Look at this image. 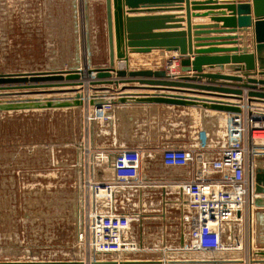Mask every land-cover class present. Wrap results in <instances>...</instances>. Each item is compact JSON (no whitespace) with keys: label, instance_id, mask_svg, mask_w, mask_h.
I'll return each instance as SVG.
<instances>
[{"label":"built area","instance_id":"1","mask_svg":"<svg viewBox=\"0 0 264 264\" xmlns=\"http://www.w3.org/2000/svg\"><path fill=\"white\" fill-rule=\"evenodd\" d=\"M173 65L174 61L165 68L170 71ZM110 93L99 92L94 96L86 93L83 97V125L77 141L80 222L75 235V253L56 260H37L28 256L0 262L135 264L125 261L160 259L161 264H169L166 261L182 258L172 256L177 253L191 256L199 253L223 255L241 252L245 249L246 241L253 252L262 250L264 247H254V222L249 202L251 195H255L257 160L264 157V107L242 103V112L231 114L227 121L226 142L215 152L201 143L197 147L163 148L161 158L165 166L192 168L187 179L163 184L152 183L144 178L142 164L146 151L142 147L94 144L91 137L92 124H105L113 118L115 95ZM94 97L103 102L99 105L90 104ZM250 110L252 113H249ZM252 142L259 146H253ZM208 152L214 155L208 157ZM102 170H109L110 176L99 178ZM167 185L173 191L169 195L162 192L160 215L166 216L169 208L176 207L179 211V242L175 247L160 249V258H146L140 256L146 248L137 237L139 226L148 217L144 214L147 205L143 194L145 189ZM252 213L254 215V207ZM240 226L247 227L246 232L240 230ZM186 258L191 257L184 256L182 259ZM241 259L244 264H248L249 254Z\"/></svg>","mask_w":264,"mask_h":264},{"label":"rangeland","instance_id":"2","mask_svg":"<svg viewBox=\"0 0 264 264\" xmlns=\"http://www.w3.org/2000/svg\"><path fill=\"white\" fill-rule=\"evenodd\" d=\"M104 1L0 0V67L33 65L54 70L79 66L86 70L105 63L108 41ZM91 92L88 90L87 93ZM57 95L50 98L72 96ZM30 114L28 112L22 118L20 115L7 117L4 110H0V144L37 142L48 136L53 141L49 146L52 147L49 148L52 165L47 163L43 156L45 151L40 148L35 156L44 159L25 158L22 163L8 161L0 166V260H19L28 256L37 260H56L73 256L76 251L75 235L80 222L77 141L83 113H72L68 130L56 114L52 123L54 129L49 127V131L40 120L31 121ZM192 114L189 111V115L165 117L163 135L167 138L176 136L180 144L187 141L188 146L206 144L215 152L228 138L227 122L223 119L208 121ZM152 120L147 124L153 128L156 123ZM156 120L160 121L158 117ZM94 126L93 123L91 133ZM0 151L1 158L9 154L4 149ZM144 214L146 217L163 216ZM158 224L149 223L152 228H158ZM165 258L168 260L167 256Z\"/></svg>","mask_w":264,"mask_h":264},{"label":"water","instance_id":"3","mask_svg":"<svg viewBox=\"0 0 264 264\" xmlns=\"http://www.w3.org/2000/svg\"><path fill=\"white\" fill-rule=\"evenodd\" d=\"M183 0H105V19L108 41V64L106 66H96L82 69L79 66L63 69H47L27 72H0V110H23V109H45V108H71L82 107L84 105L83 97L92 90L91 95L99 92H117L121 93L119 102H126L127 99L137 96L138 102L146 103H164L179 106H197L216 111H222L229 114H240L242 112L241 104L253 105L254 103L264 104V88L258 90L257 84L264 87V78H248L240 87L246 88V100L243 102L244 91L241 88H229L225 86H208L187 84L182 81H196L197 79H222L234 82H243L239 74L222 73H203V65H210L209 69H220L230 71L248 70L253 71L256 67L260 70L259 75L264 76V0H232L212 8L226 7L231 11L229 16L214 17L215 21H223L224 26L253 27L255 52H247L243 48L241 54L232 56L224 55L217 57L197 56L193 62L187 55L192 51L191 34L192 26L190 24V3L186 0L187 12V31H155L169 29L179 26H168V21L174 19L170 15H134L129 13L145 12L138 10L139 7H170L164 8V11L176 10L172 4L182 2ZM212 1V0H211ZM252 1V4L250 3ZM226 3V2H224ZM200 4V5H205ZM200 7V6H199ZM209 8V7H200ZM252 9L255 18L252 19ZM161 11L163 9H160ZM157 11V10H147ZM153 49L177 50L181 58V71L188 72L192 70L196 74L190 76L187 74L171 75L166 68L160 69H129V52L144 53ZM238 48H221L200 50L199 52L210 51H236ZM257 64V66H256ZM172 65V60L167 62ZM192 65V66H191ZM83 68V67H82ZM85 68V67H84ZM87 74V76H86ZM256 74V73H255ZM115 75L116 79H112ZM177 76L179 80H169ZM165 79V80H162ZM87 80V81H86ZM87 82V83H86ZM137 82L136 85L129 83ZM123 83V86L119 84ZM128 83V84H127ZM80 86L79 89L76 87ZM169 87H187L198 89L202 92L192 90H175ZM27 89V90H23ZM34 89V90H32ZM150 89L155 91L153 94L141 93H123L126 90ZM82 90L83 93L78 92ZM166 91H181L195 93L200 95H209L220 98L234 99L239 102H226L222 100H212L208 98L200 99L198 97L184 96V94H170ZM204 91V92H203ZM75 92V96L64 98H43V99H24L23 95L31 94H67ZM179 93V92H177ZM141 97V98H140ZM9 98L22 99L9 102ZM102 101H97L94 97L90 104L99 105ZM252 113V110L249 111ZM254 197H250L249 210L252 215V207L264 208V168L258 166L254 175ZM256 223L264 226V212H254ZM261 226V227H262ZM263 235V233L261 234ZM256 236V235H255ZM264 237V236H263ZM257 240V237H255ZM260 240L264 241V238ZM261 241V242H263ZM184 239L181 240L183 246ZM264 247V246H263ZM129 254V253H125ZM248 264H264V250L253 252L249 247ZM186 259H170L166 261L169 264H244L241 258H228L225 255L211 254L212 257H198L197 255ZM206 256V255H200ZM257 256L259 258H254ZM156 263L161 264L160 259L156 260H135L125 261V263ZM22 262L2 261L0 264H20Z\"/></svg>","mask_w":264,"mask_h":264},{"label":"crops","instance_id":"4","mask_svg":"<svg viewBox=\"0 0 264 264\" xmlns=\"http://www.w3.org/2000/svg\"><path fill=\"white\" fill-rule=\"evenodd\" d=\"M190 3V24L192 26V34H191V44H192V51L185 55L190 59L191 62L195 60L197 56H210V57H217V56H232L234 54H241L243 48L245 51L251 53L255 52V42H254V31L253 27H239L238 24L233 26H224L223 21H215L213 20L214 17L218 16H229L231 13L230 10L226 7H218L212 8L215 6H223V4H228L227 2H231L232 0H188ZM238 1V0H236ZM246 1V0H243ZM226 2V3H224ZM205 5H200L204 4ZM252 4V1H250ZM209 7V8H200V7ZM164 8L170 7H139L138 10H146L145 12H137V13H129L130 16L134 15H170L174 16V19L168 21L166 24L168 26H179V27H172L169 29H162V30H155V31H187V12H186V0L182 2H177L172 4V8L176 10H169L164 11ZM157 10V11H147V10ZM160 9H163L162 11ZM252 19L255 18L254 12L252 9ZM106 21V19H105ZM211 49H221V48H238L236 51H210V52H199L200 50H209ZM135 58V59H134ZM181 56L177 50H166V49H153L150 52L144 53H130L129 52V69H160L165 68L167 62L169 60L174 61V65L168 71L171 75H179V74H187V75H194L196 72L192 70L188 72L181 71ZM175 59V60H174ZM142 62H140V61ZM144 62V63H143ZM139 63L142 66H137ZM108 64V50H107V60L105 63H100L97 66H106ZM135 65V66H134ZM192 66V65H191ZM210 65H203V73H222V74H239L243 78V82H234L230 80H222V79H207L201 78L197 79L196 81H182L187 82V84H197V85H208V86H225L229 88H241L240 86L248 79V78H257L261 79L264 76L259 75L260 70L256 67L253 71L248 70H241V71H230V70H220V69H209ZM257 66V64H256ZM44 66H33L22 68L18 67H0V72H27V71H38V70H46ZM256 73V74H255ZM112 79H116V76L113 75ZM165 80V79H162ZM169 80H179L177 76L169 78ZM128 84V83H127ZM131 85H137V82L129 83ZM123 86V83L119 84ZM258 90L262 87V85L257 84ZM177 90H192L197 92H202L198 89H189L187 87H169ZM244 91V99L243 102L246 100V88H241ZM27 90V89H23ZM34 90V89H32ZM141 93V94H153L155 92H164V91H155L150 89H135V90H126L123 93ZM170 92V94H184V96L190 97H198L200 99L208 98L212 100H222L226 102H239L234 99L229 98H220L215 96L209 95H200L195 93H188V92H181V91H166ZM179 92V93H177ZM204 92V91H203ZM110 94H114L115 103L112 110L113 118L109 122L105 124H95L93 130L92 137L94 138V144L96 146H111V147H142L146 154L143 157V168L142 174L145 179L152 183H163V184H170L176 180H183L187 179L192 172L191 166L185 167H168L165 166L162 162L161 158V150L165 147H185L188 146L189 143L185 141L184 144H180L177 141L176 136L167 138L165 137V130L166 127L163 125V122H167V120H163L165 117H170L172 114H180V115H189V111L200 115L201 118L209 120H218L223 119L226 122L228 121L231 114L216 111L212 109H207L202 107V105L197 106H179V105H171V104H164V103H146V102H138L137 96L133 98L127 99L126 102L122 103L119 102L121 93L111 92ZM108 95V94H107ZM45 95H38L37 97L40 99L45 98ZM49 96V95H48ZM51 96V95H50ZM57 96L60 97L58 94ZM23 99H34V95L32 96H22ZM109 97V96H108ZM107 97V98H108ZM141 98V97H140ZM254 107H264V104L261 103H254ZM190 108V109H189ZM195 109V110H194ZM31 113L30 120L33 121L34 119H38L41 121L44 128L49 127L50 130L54 129L52 125L54 121V117L58 114V117L62 119V125L66 128V130L70 127V119L72 113H83L82 107H71V108H45V109H23V110H15V111H8L4 110V115L10 117L12 115L19 116L22 118L27 114ZM184 112V113H181ZM168 115H167V114ZM192 114V115H194ZM207 114V115H206ZM192 115H190L192 117ZM160 119V121L156 120ZM163 117V118H162ZM135 119V122H134ZM151 119L154 121L153 128L147 124ZM130 120V121H129ZM133 120V121H132ZM129 121V124H127ZM53 137V134H51ZM208 139V138H207ZM53 144L52 139L50 137H46L43 141H32L30 143L27 142H14L10 144H0V148L5 150V153H9L6 157H0V166L5 164L6 162L10 161L12 164L13 162L22 161L25 158H30L33 160H39V158L44 159V157H38L39 149L42 152L45 151V156L47 158V163L51 166V154L49 146ZM188 144V145H187ZM212 147V146H209ZM217 147H220L217 146ZM0 149V150H1ZM9 149V151H8ZM1 152V151H0ZM208 157L213 156L209 155ZM28 155V156H26ZM258 166L264 168V157H260L257 160ZM108 171V172H107ZM102 170L99 174V178H106L110 176L109 170ZM1 174V173H0ZM1 181V178H0ZM30 187H32L30 185ZM173 190L170 188V185L161 186V187H154L145 189L144 196H145V203L147 208L145 210L146 213L155 214L161 213L162 208L160 209V197L162 196V192H166L169 195L170 192ZM12 195V194H11ZM30 200H32V197ZM174 204L171 206L173 207ZM264 212V208H255L254 212ZM178 214L179 211L174 208H169L166 216L162 217H155L149 215L145 220H143L142 225L139 226V234L138 238L140 239L142 245L146 248V251L141 253L140 256H146V258H160L162 256V249L165 245L170 247H175L178 245L179 242V224H178ZM158 222V228L150 226L149 223ZM253 230L254 234L257 236V240H254V247L259 248L264 246V241L260 240L264 238L262 235H259L261 232L264 233V226L259 227V224L256 223L255 216L253 217ZM247 227L240 226V230L243 229L246 232ZM262 228V231L259 230ZM157 229V230H156ZM256 230V233H255ZM138 231V230H137ZM136 231V233H137ZM249 234V230H248ZM259 236V237H258ZM262 236V237H261ZM249 237V236H248ZM263 241V242H261ZM245 249L241 252H232V253H225L226 257L229 258H244L248 255L249 244L246 241ZM260 250V249H258ZM264 250V248L262 249ZM200 256L202 254H196ZM194 255V256H196ZM208 257L207 254H203ZM215 256L220 254H214ZM172 256L175 257H192L188 256L187 254L177 253ZM211 256V255H210ZM201 257V256H200Z\"/></svg>","mask_w":264,"mask_h":264},{"label":"bare ground","instance_id":"5","mask_svg":"<svg viewBox=\"0 0 264 264\" xmlns=\"http://www.w3.org/2000/svg\"><path fill=\"white\" fill-rule=\"evenodd\" d=\"M104 3H105V1H104ZM173 60V59H172ZM129 67V66H128ZM63 70H65V69H63ZM88 70V69H87ZM86 76H87V74H86ZM87 81V80H86ZM87 83V82H86ZM77 89H79L80 88V86H77L76 87ZM78 92H80V93H83V91L82 90H79ZM67 94H71L72 96H75V92H68ZM67 94H64V93H61V95H67ZM32 95H46V96H44L45 98L47 97V98H50V95H56L55 93L54 94H31V95H23V96H32ZM49 95V96H48ZM52 98H55V97H52ZM37 99H40V98H37ZM64 108H66V107H64ZM190 109V108H189ZM195 110V109H194ZM207 115V114H206ZM225 121V120H224ZM252 144H255V143H252ZM255 216V214L253 215V213H252V217H254ZM165 216L163 215V217L162 218H164ZM252 222H253V218H252ZM259 225H263V224H259ZM250 231H251V228H250Z\"/></svg>","mask_w":264,"mask_h":264}]
</instances>
